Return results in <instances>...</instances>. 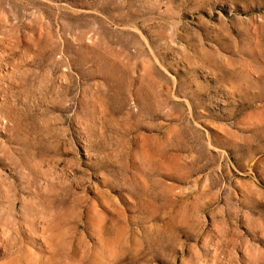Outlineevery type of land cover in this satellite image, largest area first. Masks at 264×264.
<instances>
[{
    "label": "rangeland",
    "instance_id": "obj_1",
    "mask_svg": "<svg viewBox=\"0 0 264 264\" xmlns=\"http://www.w3.org/2000/svg\"><path fill=\"white\" fill-rule=\"evenodd\" d=\"M0 264H264V0H0Z\"/></svg>",
    "mask_w": 264,
    "mask_h": 264
}]
</instances>
